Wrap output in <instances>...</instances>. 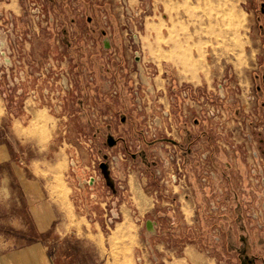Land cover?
Listing matches in <instances>:
<instances>
[{
  "label": "rangeland",
  "instance_id": "1",
  "mask_svg": "<svg viewBox=\"0 0 264 264\" xmlns=\"http://www.w3.org/2000/svg\"><path fill=\"white\" fill-rule=\"evenodd\" d=\"M260 1L0 0V254L42 238L57 264H240L241 222L264 256Z\"/></svg>",
  "mask_w": 264,
  "mask_h": 264
},
{
  "label": "crops",
  "instance_id": "2",
  "mask_svg": "<svg viewBox=\"0 0 264 264\" xmlns=\"http://www.w3.org/2000/svg\"><path fill=\"white\" fill-rule=\"evenodd\" d=\"M198 84L201 85V81L199 83H197V85ZM184 92H187L189 94L188 98L192 102V105L197 104V102H193L194 100L190 98L191 96H190V92L188 90H184L183 93ZM183 93H182V95H183ZM201 97H203V96L200 95L197 98H201ZM185 102H186V100H185ZM185 107H183V113L184 114L186 112ZM186 117H188V116H186ZM217 148H223V147L218 145ZM8 159H10V150H9L8 146L6 145V143L4 142V143L0 144V164H3ZM212 161L214 162V166L216 167V170L214 169L213 176H217V174L219 175V172L222 171L223 162L219 161L218 159H217V161L214 160V157H213ZM223 161H227V163H228V161H230V159L229 158L224 159ZM192 164L196 165V162L194 161ZM192 164H191V162H190V164L186 163V166L189 167ZM190 169H191V167H190ZM195 175H197V170L195 172L193 171L190 174L191 177H196ZM112 180H114L113 177H112ZM110 184L112 185V183H110V182H109V184L107 183V185H110ZM184 206L185 205H183V208H184ZM30 210L34 213H37V211L47 213L48 216H50V213H51L50 209H48V207H46V208L42 207L41 203L39 201L35 202L34 205H30ZM148 219L149 218H147V220ZM48 221L49 220H47L43 217L41 218V216H39V218H38V223H40L41 226H43V225L46 226L48 224ZM154 222H155V226H156L157 222L155 220H154ZM149 233H150V236H152L155 234V231L154 232L149 231ZM147 241H149V239ZM153 252L154 251L152 250V253ZM70 255H72V254H70ZM153 255H154V253H153ZM154 258H156L155 255H154ZM81 263H82V260H80L76 264H81ZM0 264H57V263L54 260V258L52 257L51 253L49 252L48 246L46 245V242L44 241V239L33 238L32 240H30L28 243L24 244L23 246L8 249L7 251H4L3 253H1L0 254Z\"/></svg>",
  "mask_w": 264,
  "mask_h": 264
},
{
  "label": "flooded vegetation",
  "instance_id": "3",
  "mask_svg": "<svg viewBox=\"0 0 264 264\" xmlns=\"http://www.w3.org/2000/svg\"><path fill=\"white\" fill-rule=\"evenodd\" d=\"M259 13L261 14V16L264 15V0L260 1ZM261 67H264V64ZM263 81H264V78H263ZM258 88L259 90L261 89L264 90L263 86L262 87L259 86ZM237 226H238L237 235H233L232 233H230L231 232L230 230L227 232V235L225 238L226 240L225 247H226L227 252L230 254V256L239 259L240 264H259V262L260 264H264V256L261 257L259 254H255L253 251L252 253L247 252L248 244L251 245V242L248 240L249 238L247 237L245 231H243L241 228L242 223L237 222Z\"/></svg>",
  "mask_w": 264,
  "mask_h": 264
},
{
  "label": "built area",
  "instance_id": "4",
  "mask_svg": "<svg viewBox=\"0 0 264 264\" xmlns=\"http://www.w3.org/2000/svg\"><path fill=\"white\" fill-rule=\"evenodd\" d=\"M183 97H184V99L186 100V102H185V105L186 106H188V105H190L191 107H192V102L190 101V99L188 98V93L187 92H184L183 93ZM202 104H203V111H204V114L205 115H207L208 117H210V118H212V119H214V120H216V121H219V120H223L224 119V113H223V111L222 110H220V108L219 107H217V106H215V105H213V104H211V103H209V102H204V100H203V102H202ZM185 114H186V116H188L189 115V113L186 111L185 112ZM185 116V117H186ZM160 118V117H159ZM162 118H164L165 120H166V125H170L171 124V116H170V112L168 111V110H165L164 112H163V116H162ZM154 123H156L155 122V120L153 119L152 120V122H151V127H150V129H151V131H153L154 130V126H153V124ZM156 125H157V123H156ZM175 129L173 128V126H171V131L170 132H168L169 133V135L171 136V134H173V131H174ZM155 135V134H154ZM175 154L172 156V158L171 159H173V160H177V165H178V169H179V174L181 175V172H182V168H181V163H180V159L181 158H179L178 156H177V153L175 152V151H173ZM107 156V155H106ZM205 157H206V155H202V158H204L205 159ZM201 161H203V159H201ZM211 175H213V172L211 171V170H209V168H206V169H204V171H203V178H202V180L203 181H206L207 179H208V177L209 176H211ZM181 177V176H180Z\"/></svg>",
  "mask_w": 264,
  "mask_h": 264
},
{
  "label": "water",
  "instance_id": "5",
  "mask_svg": "<svg viewBox=\"0 0 264 264\" xmlns=\"http://www.w3.org/2000/svg\"><path fill=\"white\" fill-rule=\"evenodd\" d=\"M107 141H108L109 145H113V144L116 143V139L112 135H110L108 137ZM102 167L106 169V168H108V164L104 162V163H102ZM146 228H147V230L154 232L155 231V222H154V220L148 219L146 221Z\"/></svg>",
  "mask_w": 264,
  "mask_h": 264
},
{
  "label": "bare ground",
  "instance_id": "6",
  "mask_svg": "<svg viewBox=\"0 0 264 264\" xmlns=\"http://www.w3.org/2000/svg\"><path fill=\"white\" fill-rule=\"evenodd\" d=\"M203 59H204V57H199V60H198V62L200 63V61H203ZM197 62V64H199ZM187 69V68H186ZM188 70V69H187ZM42 120H43V115L41 114V113H38L37 114V122H38V124H40L41 122H42ZM136 191H137V195H138V197L141 199V201L142 202H144V203H148L149 201H148V199L146 198V196H144L143 194H142V192H140V190H139V188H137L136 189ZM120 228V230H122V226H120L119 227ZM114 262H115V260H114ZM117 263H118V260H117ZM116 263V264H117ZM114 264V263H113ZM119 264V263H118Z\"/></svg>",
  "mask_w": 264,
  "mask_h": 264
}]
</instances>
